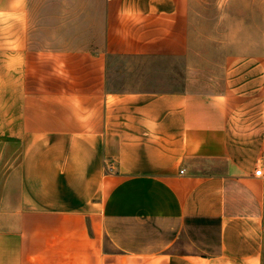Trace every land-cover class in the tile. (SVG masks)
Masks as SVG:
<instances>
[{"label": "crops", "instance_id": "0c3cea01", "mask_svg": "<svg viewBox=\"0 0 264 264\" xmlns=\"http://www.w3.org/2000/svg\"><path fill=\"white\" fill-rule=\"evenodd\" d=\"M189 2L0 0V264H264V41L200 67Z\"/></svg>", "mask_w": 264, "mask_h": 264}, {"label": "rangeland", "instance_id": "374dc122", "mask_svg": "<svg viewBox=\"0 0 264 264\" xmlns=\"http://www.w3.org/2000/svg\"><path fill=\"white\" fill-rule=\"evenodd\" d=\"M42 2L43 0H36V13ZM189 3V29L193 35L190 47L200 67L202 64L218 61L222 55L219 52L224 47H227L225 49L230 51L229 53H233L235 46H242L243 51L246 52L250 51L253 45H261L264 41V0H190ZM180 62L170 59L148 61L146 66L149 69H152L155 63L160 65L162 76L159 79L162 84H155L158 79L151 70L147 74L146 85L141 88L145 90L179 88L169 82L172 78L178 79V76H181L183 63ZM116 63L120 69L132 65L131 62L123 60H116ZM206 74H209L208 70ZM123 78L124 76L119 72L116 83H121ZM10 141L9 134L0 135V161L3 160L0 162V175H4L9 169L10 166H6L5 160L15 152L11 150Z\"/></svg>", "mask_w": 264, "mask_h": 264}, {"label": "built area", "instance_id": "2783aa9c", "mask_svg": "<svg viewBox=\"0 0 264 264\" xmlns=\"http://www.w3.org/2000/svg\"><path fill=\"white\" fill-rule=\"evenodd\" d=\"M256 176H260V174H261V170H257V171H255V173H254Z\"/></svg>", "mask_w": 264, "mask_h": 264}]
</instances>
